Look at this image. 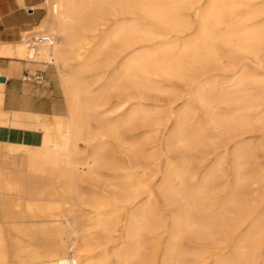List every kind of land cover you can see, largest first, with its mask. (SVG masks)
<instances>
[{
  "label": "rangeland",
  "instance_id": "obj_1",
  "mask_svg": "<svg viewBox=\"0 0 264 264\" xmlns=\"http://www.w3.org/2000/svg\"><path fill=\"white\" fill-rule=\"evenodd\" d=\"M212 1L161 0L165 7L179 3L177 11L180 21L193 22V28L181 34L174 30L173 25L153 20L136 8L131 9L123 4L114 7V20L106 25V32L114 26V31L124 29L125 33L114 40V68H102L105 70L104 78L98 82L93 76L96 71L84 74L87 85L93 92H104L100 98L101 106L98 109H88L86 118L90 133L106 131L114 125V132L111 133H120L122 141L109 139L106 148L100 151L97 162L89 161L94 153V146L83 144V176L77 182L82 191L81 196L86 198L97 186L118 191L119 187L130 180L127 174L131 173L134 180H140L143 182L141 184L153 192L139 202L140 205L149 201L147 213L153 225L158 223L160 212L165 214L168 226H172V218L177 215L184 222L188 220L191 223L190 226L184 223L180 227L184 232L183 236L185 235L181 242L194 247L197 264L205 262L207 252L216 247L219 240L227 237L229 240L232 238L228 246L210 257L208 264H264V194L259 195L264 190V125L253 123L238 130V133L227 134L225 130L229 120L232 122L244 110L249 111L248 105L251 114L264 113V84H249L247 89L238 87L237 84L242 75L256 73L255 75L264 77V44L260 45V59L234 51L224 57L222 63L197 62L185 78L158 74L148 77L137 68H131L129 83L137 75L140 84H132L126 88L117 85L120 84L119 75L124 73L134 59L140 57L139 62H144L159 50L193 38L199 32L201 18ZM44 2L45 0L39 6V26L45 23L50 14V9ZM236 2L237 13L251 11L252 21L264 23V0ZM38 29L30 35L38 34L42 37L43 34L38 33ZM142 31L148 34L161 33V36L148 39ZM104 35L91 34L89 49L100 45ZM170 53L166 62L178 58V48ZM107 58L106 53L103 59ZM38 66L47 69V79L52 80L51 88L59 99L56 112L67 113L60 68L53 63L47 67ZM112 74L116 83L114 90H105V80ZM238 96L245 97L247 103H234ZM222 98L228 99V102H223ZM208 101H212L210 107ZM180 111L187 114V121L181 132L176 131L175 122ZM214 115L218 119L217 123L211 122L210 117ZM224 119L225 122H222ZM199 129L201 131L198 132ZM163 133L166 138H162ZM181 139L185 141L181 142ZM196 139V144L187 143ZM96 175L100 177L99 181L94 178ZM142 187L141 185L139 189ZM161 188L166 191L164 195L160 192ZM202 189L210 191L212 195L209 199L199 200L197 195ZM226 203L228 205L224 206ZM253 207L256 210L248 218L249 209ZM131 212L129 210L125 215L126 225ZM139 216L141 218L142 214ZM62 218H65L61 220L67 222L70 231L68 219L65 215ZM240 223L241 228L235 232ZM187 239L189 240L186 241ZM41 251L46 255L51 253L49 248ZM41 264L49 263L46 261Z\"/></svg>",
  "mask_w": 264,
  "mask_h": 264
},
{
  "label": "bare ground",
  "instance_id": "obj_2",
  "mask_svg": "<svg viewBox=\"0 0 264 264\" xmlns=\"http://www.w3.org/2000/svg\"><path fill=\"white\" fill-rule=\"evenodd\" d=\"M44 3L48 5L50 14L38 29V33H42L43 36L37 34L32 39L25 38L18 48L23 56L47 61L60 68V79L66 94L68 111L57 112L52 117H41L36 128H21V133L15 142L5 140L6 149L24 153L27 171L13 176L15 179L12 185L4 189L24 195L26 199L30 193L42 196L51 188V181H38L37 177L43 171L37 170L36 167L46 165L56 168L50 171L53 173L57 188L51 191L49 201L42 203L31 200L29 210L32 217L50 216L57 219L65 215L68 219L71 229L68 230L71 255L59 260L58 264H197L194 247L181 242L185 235L183 236L184 232L180 227L182 224L184 226V223L190 226L191 223L188 220L184 222L183 218L177 215L172 218L170 227L165 214L160 212L158 223L153 225L147 213L149 201L139 205L141 200L151 196L153 192L141 184L143 182L140 180H134L131 173L127 174L130 180L119 187L118 191L114 192V189L106 186H97L86 198L81 196L82 191L77 182L83 176L81 170L84 158L81 156L83 144L94 146V153L89 161L97 162L100 151L109 139L116 138L122 141L120 133H111L114 132V125L109 130L90 133L86 118L88 109H98L101 106L100 98L104 92L102 94L93 92L87 85L84 74L91 70L96 71L93 74L95 81H101L105 73L102 68L106 70L114 68V40L125 33L124 29L114 31V26L106 32V25L114 20V7L123 4L131 9L136 8L153 20L173 25L174 30L179 34L192 29L193 22L180 21L177 11L180 4L177 2L171 7H165L161 0H45ZM236 9V0H213L201 18L199 32L193 38L183 40L181 44L176 41L177 44L157 51L144 62H139L140 57L134 59V62L128 64L124 73L119 75L120 84L117 85L126 88L132 84H140L137 75L134 76V81L129 83L131 68H137L148 77L158 74L185 78L197 62L220 63L224 57L234 51L258 57L262 47L260 45L264 44V23L252 21L251 11L240 14ZM103 33L105 34L103 42L89 49L90 35ZM142 34L148 39L161 36V33L148 34L145 31H142ZM176 48H178V58L166 62V57L171 55L170 51ZM106 53L108 58L104 60ZM255 74L239 76L238 87L247 89L246 86L249 84H264V77ZM105 82V90H114L116 85L114 74ZM224 93L226 95V91ZM204 100L206 104V99ZM222 101L228 102V99L222 98ZM234 103L244 105L247 102L245 97L238 96L235 97ZM208 105L210 107L212 101H208ZM248 107L249 111L244 110L232 122L229 120L225 129L227 134L238 133V130L253 123L264 125V113L255 115L251 111V114V108L249 105ZM210 118L212 123H217L218 119L215 115ZM186 121V112L180 111L175 119L176 131L181 132ZM222 122H225V119ZM200 129L198 132L201 131ZM164 137L166 138L165 133L162 135V138ZM187 143L190 145L198 142L196 139ZM94 178L96 181L100 180L98 175ZM141 185L143 187L139 189ZM160 192L164 195L166 191L161 188ZM262 194L264 190L259 192V195ZM211 195L209 190L202 189L199 190L197 197L200 201H204ZM227 205L226 203L224 206ZM129 210L132 212L126 225L124 219ZM255 210V207L249 209L248 218ZM139 214H142L141 218ZM241 226V223L237 224L235 232H238ZM256 227L258 228V225ZM188 235L190 236L189 233ZM227 238L219 240V244L207 252L205 262L202 264H208L210 257L228 246L232 238L230 240Z\"/></svg>",
  "mask_w": 264,
  "mask_h": 264
},
{
  "label": "crops",
  "instance_id": "obj_3",
  "mask_svg": "<svg viewBox=\"0 0 264 264\" xmlns=\"http://www.w3.org/2000/svg\"><path fill=\"white\" fill-rule=\"evenodd\" d=\"M43 1L0 0V76L5 77L0 81V264H58L71 255L67 224L62 221L65 218L32 217L29 210V201L47 203L51 191L56 190L50 173L55 167H36L43 171L38 181H51V188L42 196L30 193L26 199L4 189L12 185L13 176L27 171L24 153L6 149L5 140L15 142L21 128H36L41 117L57 114L59 99L51 88L52 80L47 79V69L38 66L50 63L23 56L18 48L25 38L34 37L30 34L40 24L39 6ZM39 71L47 84L24 79L26 72ZM44 248L51 253L44 254Z\"/></svg>",
  "mask_w": 264,
  "mask_h": 264
},
{
  "label": "built area",
  "instance_id": "obj_4",
  "mask_svg": "<svg viewBox=\"0 0 264 264\" xmlns=\"http://www.w3.org/2000/svg\"><path fill=\"white\" fill-rule=\"evenodd\" d=\"M24 79L33 81L38 84H42L45 81V77L42 71L39 72H26L24 75Z\"/></svg>",
  "mask_w": 264,
  "mask_h": 264
},
{
  "label": "water",
  "instance_id": "obj_5",
  "mask_svg": "<svg viewBox=\"0 0 264 264\" xmlns=\"http://www.w3.org/2000/svg\"><path fill=\"white\" fill-rule=\"evenodd\" d=\"M0 81H5V77L0 76Z\"/></svg>",
  "mask_w": 264,
  "mask_h": 264
}]
</instances>
